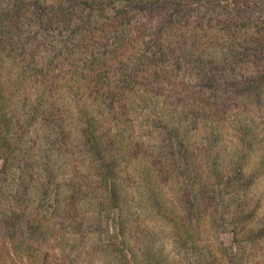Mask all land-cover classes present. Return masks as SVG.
I'll use <instances>...</instances> for the list:
<instances>
[{"label": "trees", "instance_id": "obj_1", "mask_svg": "<svg viewBox=\"0 0 264 264\" xmlns=\"http://www.w3.org/2000/svg\"><path fill=\"white\" fill-rule=\"evenodd\" d=\"M262 103L264 0H0V264L264 240Z\"/></svg>", "mask_w": 264, "mask_h": 264}, {"label": "rangeland", "instance_id": "obj_2", "mask_svg": "<svg viewBox=\"0 0 264 264\" xmlns=\"http://www.w3.org/2000/svg\"><path fill=\"white\" fill-rule=\"evenodd\" d=\"M240 114L245 115L248 121H253L258 124L257 133L259 137V142L257 143L256 150H254L252 157L250 159L251 164L256 169L260 171V180H259V189L262 193V200H264V103L260 106H250L245 104L240 107ZM229 199V197H228ZM230 201V200H227ZM228 209V208H227ZM232 208V210H235ZM258 223L253 226H250L249 230H258L261 226H264V206L260 215H258ZM147 222V221H146ZM149 222V221H148ZM4 233V230H3ZM246 235L240 239L238 242L234 240L233 234L230 232H221L219 237H209L210 241L206 244L210 246L211 250H203L198 254H191L186 249H181L178 251L180 254L176 255V262L171 261L172 257L175 255L176 250L169 247L168 256L171 262L170 264H211L215 257L224 262V264H264V240H259L258 242L253 244H247L245 242ZM52 244V241L49 243ZM169 245V244H168ZM167 245V246H168ZM213 245V249H212ZM166 246V247H167ZM63 250L56 248L55 253L57 255L61 254ZM214 253V256H213ZM80 254V253H79ZM84 254V252H83ZM81 255L78 264H92L93 262H89L92 258V254L83 256ZM86 254V253H85ZM212 254V255H211ZM213 256V257H212ZM220 262V261H219ZM93 264H103L101 259H96Z\"/></svg>", "mask_w": 264, "mask_h": 264}]
</instances>
